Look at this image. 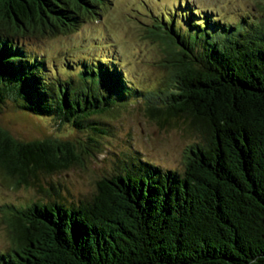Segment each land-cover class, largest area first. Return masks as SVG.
<instances>
[{"label": "trees", "instance_id": "1", "mask_svg": "<svg viewBox=\"0 0 264 264\" xmlns=\"http://www.w3.org/2000/svg\"><path fill=\"white\" fill-rule=\"evenodd\" d=\"M105 3L0 0V111L12 102L102 131L93 115L145 96L151 117L188 118L198 138L183 169L142 159L99 179L91 198L6 204L0 264H264V3L234 23L209 13L161 17L150 30L170 74L158 94L131 87L105 59L52 76L22 41L72 32ZM88 137L25 140L0 124V170L16 185L32 183L41 171L83 163L98 146Z\"/></svg>", "mask_w": 264, "mask_h": 264}, {"label": "rangeland", "instance_id": "2", "mask_svg": "<svg viewBox=\"0 0 264 264\" xmlns=\"http://www.w3.org/2000/svg\"><path fill=\"white\" fill-rule=\"evenodd\" d=\"M100 16L89 17L78 29L55 36L22 38L32 52L42 54L50 75L66 77L85 59H105L119 68L129 85L158 94L165 87L169 68L164 43L153 36L151 27L161 17L174 15L177 23L190 16L237 22L261 13L264 0H105ZM193 8H192V7ZM182 24V23H181ZM183 25V24H182ZM184 26V25H183ZM150 95V94H149ZM145 96L133 98L112 111L92 116L102 131L76 128L48 116H35L9 102L0 111V124L15 136L31 140L47 136L88 140L98 146L83 163L41 171L32 183L16 185L0 170V249L9 242L4 206H24L34 201L60 198L78 202L91 198L97 181L146 159L163 168L183 169L185 150L198 138L185 117L159 121L148 113Z\"/></svg>", "mask_w": 264, "mask_h": 264}]
</instances>
